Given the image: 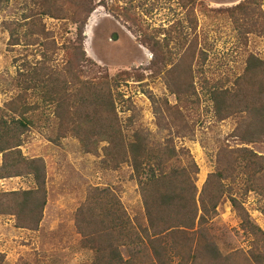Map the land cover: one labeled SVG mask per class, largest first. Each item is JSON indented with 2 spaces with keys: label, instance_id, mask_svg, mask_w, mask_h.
<instances>
[{
  "label": "trees",
  "instance_id": "1",
  "mask_svg": "<svg viewBox=\"0 0 264 264\" xmlns=\"http://www.w3.org/2000/svg\"><path fill=\"white\" fill-rule=\"evenodd\" d=\"M7 1L0 0V5ZM177 1L189 13L204 0ZM261 3L243 0L225 12L245 29L244 35L260 37L264 35ZM99 6H107V1L25 0L22 19L4 23L9 45L23 41L39 46L41 60L22 65L12 83L16 93L0 107V180L28 176L34 182L28 190L0 192V216L13 218L17 229H38L47 203L45 165L39 158H26L20 148L26 132L45 127L51 143L70 137L85 154L102 153L108 170L129 165L141 195L142 214L129 217L110 188L87 190L74 225L80 248L92 258L80 264H264V233L240 202L253 193L264 205V155L248 147L264 145V58L249 54L240 75L208 87L204 94L217 122L234 121L229 135L234 146L227 141L219 144L215 170L199 191L196 164L187 150H176L173 140L193 133L197 121L193 117L198 119L203 102L196 88V65L204 64L205 53L198 52L195 68V44L180 59H172L170 40L150 35L128 7H111L152 53L144 70L163 73L166 90L175 98L174 104L165 98L152 100L157 123L167 132L154 141L143 129L124 123L117 110L123 99L121 82L132 76L139 81L137 71L114 76L94 71L95 64L85 54L84 29ZM47 18L73 27V37L58 46L45 26ZM237 181L241 187L233 189ZM224 197L247 233L246 254L224 256L216 248L209 224ZM16 264L51 263L40 256Z\"/></svg>",
  "mask_w": 264,
  "mask_h": 264
},
{
  "label": "rangeland",
  "instance_id": "2",
  "mask_svg": "<svg viewBox=\"0 0 264 264\" xmlns=\"http://www.w3.org/2000/svg\"><path fill=\"white\" fill-rule=\"evenodd\" d=\"M88 18L84 29L83 49L98 69L110 76L137 71L139 81L133 76L121 82L118 104L123 122L143 129L154 141L166 136L155 118L152 100L165 98L175 103L174 96L166 90L163 73L145 71L153 55L134 37L123 19L116 17L111 7H128L136 21L157 40H170L172 59H180L187 48L195 44V68L198 52L205 54L204 64L196 65V88L203 100L191 136L174 138L176 150H187L198 168L196 187L200 191L210 173L215 170L216 152L224 141L234 146L229 135L233 120L217 122L211 106L204 96L208 87L226 84L240 75L249 54L264 58V35H244L239 22H234L226 10L243 0H204L188 11L177 0H106ZM264 18V0L261 3ZM25 0H9L0 5V107L16 93L13 81L24 63L35 64L41 60V47L9 45L6 21H20ZM113 9V8H112ZM46 28L58 46L73 37L74 28L62 21L44 19ZM61 51L57 56L60 61ZM169 68V67H168ZM167 68V69H168ZM192 123V121H189ZM45 127L30 130L22 136V154L29 159L39 158L45 165L47 203L42 221L36 231L17 229L14 220L0 216V256L4 264H16L25 259L44 256L51 264H80L92 258L89 251L80 248V236L74 225L76 210L85 200L89 188H110L119 198L129 217L142 214V200L132 170L123 164L116 171L108 170L102 162V153L85 154L76 139L65 138L58 143L48 141ZM264 155V145L248 146ZM1 163V155H0ZM232 186V185H231ZM34 187L31 177L21 176L0 180V192L23 191ZM233 189L241 187L237 181ZM251 222L264 233V205L253 193L240 199ZM210 222L216 248L224 256L247 253L250 249L247 233L241 226L230 201L224 197Z\"/></svg>",
  "mask_w": 264,
  "mask_h": 264
}]
</instances>
